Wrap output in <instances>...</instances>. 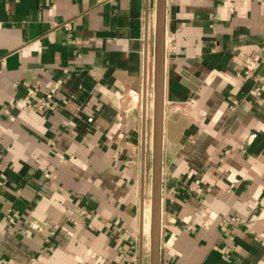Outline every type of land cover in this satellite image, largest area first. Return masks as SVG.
Returning a JSON list of instances; mask_svg holds the SVG:
<instances>
[{
  "label": "crops",
  "instance_id": "0c3cea01",
  "mask_svg": "<svg viewBox=\"0 0 264 264\" xmlns=\"http://www.w3.org/2000/svg\"><path fill=\"white\" fill-rule=\"evenodd\" d=\"M167 11L161 264H264V0ZM155 29V0H0V264H150Z\"/></svg>",
  "mask_w": 264,
  "mask_h": 264
},
{
  "label": "water",
  "instance_id": "95a60500",
  "mask_svg": "<svg viewBox=\"0 0 264 264\" xmlns=\"http://www.w3.org/2000/svg\"><path fill=\"white\" fill-rule=\"evenodd\" d=\"M156 1L155 29V81L153 106V149H152V194H151V236L150 264H161L162 211H163V158H164V124L166 99V23L167 0ZM259 72V70H258ZM264 75V72H261ZM143 118L147 120V96L143 104ZM146 129H144L145 135ZM142 190L140 203V233L143 234L145 178L147 168V145L143 139ZM141 238V242H142Z\"/></svg>",
  "mask_w": 264,
  "mask_h": 264
},
{
  "label": "built area",
  "instance_id": "2783aa9c",
  "mask_svg": "<svg viewBox=\"0 0 264 264\" xmlns=\"http://www.w3.org/2000/svg\"><path fill=\"white\" fill-rule=\"evenodd\" d=\"M64 27L66 29L70 28L69 23H66L64 25ZM247 63L246 65L243 67L244 72L249 73V74H253L254 72H256V70L259 68L260 62L252 57H248L247 58ZM258 77V75H256ZM255 76V77H256ZM34 89L31 87L28 89V94L29 95H33L34 94ZM256 92H258V95H260V90L259 88L256 90ZM30 105L37 109V110H41V111H47V110H53L56 108L57 106V102L56 100H54L52 97L50 96H42V97H38L36 100L31 101ZM164 180V177H163ZM240 218H236L235 223H239ZM27 225L31 228H33L34 230H37L41 233H47L48 230V224L46 222L44 223H37L35 221H28ZM27 264H46L45 262L41 261L38 258H31L29 260V262Z\"/></svg>",
  "mask_w": 264,
  "mask_h": 264
},
{
  "label": "bare ground",
  "instance_id": "6f19581e",
  "mask_svg": "<svg viewBox=\"0 0 264 264\" xmlns=\"http://www.w3.org/2000/svg\"><path fill=\"white\" fill-rule=\"evenodd\" d=\"M169 40V39H168ZM152 56V55H151ZM154 62V61H153ZM152 65V64H151ZM170 66V65H169ZM155 72V71H154ZM153 74H155V73H153ZM151 75H152V73H151ZM155 79V78H154ZM128 81H130V80H128ZM151 81V80H150ZM132 82V81H131ZM131 89V88H130ZM133 89H134V87H133ZM145 90V89H144ZM136 91V90H135ZM152 94H151V99H152V102L154 101V98H153V96H154V94H153V92H151ZM143 100V99H142ZM118 102V101H117ZM124 103V102H123ZM129 103V102H128ZM142 106H143V104H142ZM130 107V106H129ZM128 107V108H129ZM152 107H153V103L149 106V109L151 108V111H150V113L152 112ZM167 107V106H166ZM127 108V109H128ZM179 108H180V106H179V104H173V105H171L170 107H169V110H170V112H175V111H178L179 110ZM141 109V108H140ZM139 109V110H140ZM142 110V109H141ZM185 110V109H184ZM180 111V110H179ZM184 113H185V116L189 119V120H193V118H194V116L192 115V114H190V113H188V112H186V111H184ZM180 114V113H179ZM182 114V113H181ZM174 116V115H173ZM183 117V116H182ZM168 120V119H167ZM170 120V119H169ZM168 120V121H169ZM172 120V119H171ZM151 122H152V120H151ZM150 122V123H151ZM189 123V122H188ZM169 124V123H168ZM166 125V124H165ZM152 126V125H151ZM150 126V127H151ZM153 129V128H152ZM168 129H170V128H168ZM181 129V128H180ZM169 131V130H168ZM180 131V130H179ZM174 132H177V131H174ZM175 134V133H174ZM153 135V134H152ZM152 140H153V138H152ZM130 143V142H129ZM127 146V145H126ZM128 146H129V144H128ZM139 147V146H138ZM139 150V149H138ZM137 150V151H138ZM135 154V153H134ZM132 162H133V160H132ZM148 190H149V188H148ZM149 192V191H148ZM150 193V192H149ZM151 202H152V200H151V198L150 197H148V198H146V200L144 201V204H145V207H146V209H144V211L146 212L145 213V216H146V219H145V221H144V224H143V230H144V236L146 237V239H147V242H146V244H147V246H149L150 247V236H151ZM144 207V208H145Z\"/></svg>",
  "mask_w": 264,
  "mask_h": 264
},
{
  "label": "rangeland",
  "instance_id": "374dc122",
  "mask_svg": "<svg viewBox=\"0 0 264 264\" xmlns=\"http://www.w3.org/2000/svg\"><path fill=\"white\" fill-rule=\"evenodd\" d=\"M153 131V130H152ZM153 132L151 133V138H150V142H149V144L147 145V149L149 148V152H150V158H151V174H150V177H149V192H148V195L146 196V198H148V197H150L151 198V194H152V149H153V140H152V138H153ZM146 198H145V200H146ZM144 207H145V204H144ZM144 209H146V207L144 208ZM145 211H144V220H143V222L145 221V219H146V216H145ZM146 222V221H145Z\"/></svg>",
  "mask_w": 264,
  "mask_h": 264
}]
</instances>
